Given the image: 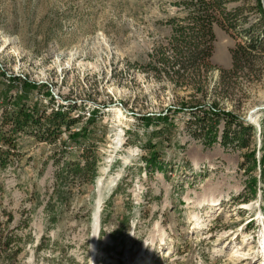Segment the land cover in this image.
Returning <instances> with one entry per match:
<instances>
[{"label":"rangeland","instance_id":"obj_1","mask_svg":"<svg viewBox=\"0 0 264 264\" xmlns=\"http://www.w3.org/2000/svg\"><path fill=\"white\" fill-rule=\"evenodd\" d=\"M186 2L0 0V119L18 103L71 104L82 120L73 127L87 134L74 140L65 131L54 142L17 135L0 171V233L11 239L0 264H264L259 166L209 142L200 120L211 106L236 113L255 127L250 148L260 157L264 50L227 87L220 72L231 68L236 44L264 37V14L256 0H227L233 26L217 15L212 67L198 72L173 63ZM216 128L219 140L223 120ZM82 151L97 156L93 182L58 177Z\"/></svg>","mask_w":264,"mask_h":264},{"label":"trees","instance_id":"obj_2","mask_svg":"<svg viewBox=\"0 0 264 264\" xmlns=\"http://www.w3.org/2000/svg\"><path fill=\"white\" fill-rule=\"evenodd\" d=\"M226 1L227 0H187L185 8L188 14V23L186 25H175L172 34L173 40L176 41V44L178 43L177 46L174 47L176 54L182 55L179 59L176 58L173 61V63L179 64V68L185 69L189 66H197L198 72H205L212 67L209 61L212 53V42L214 40L212 23L221 22L217 15H219L222 20L225 19L229 21L231 12H226L224 6ZM255 7L261 15L264 14L259 0H256ZM240 8L239 6L235 7L236 12H239ZM228 23L233 26V23L230 21ZM246 32H248V30ZM250 37V42L246 45L238 43L231 49L232 66L229 69L222 68L220 72V81L225 87L228 86L230 78L234 76L237 71L247 65H251L254 57L253 51L257 48L264 50V37L261 38L260 35ZM178 72L179 69L176 70V73ZM24 84L25 88H34V85L29 82H25ZM47 95L49 101H52L53 97L49 93ZM46 108L47 109L38 110L36 107L27 108L24 104L18 103L14 105L11 110L3 111L2 118L0 119V171L11 162L10 156L17 149L16 137L18 134L32 133L39 141L54 142L62 132L67 131L70 132L69 135H71L74 140L80 138L85 139L87 136L85 130H83L82 127L78 129L73 127L74 125L82 123V120L80 115L72 114L74 109L71 104L67 107L60 104L55 106L49 105ZM96 116V110L90 111L84 120L85 123L94 121ZM146 120L150 121V119ZM200 120L209 142L216 141L220 143L222 147H233L242 151V155H244L243 158L251 169H254L256 165L259 166V175L264 182V114L262 119L263 124L260 130L262 137L260 157H256L255 151L250 148V136L254 133L255 127L240 118L236 113L224 110L219 111L217 107L211 106L208 107L207 112H204ZM220 120H223V128L220 131V138L217 140L218 130L216 128V123ZM83 151L81 153L83 157L82 161L62 162L58 177L66 179L70 175H87V181L93 182L96 175L95 165L97 156L89 160ZM250 178L251 180L247 187L253 196L255 194L258 178L253 176ZM2 189L0 178V192ZM56 196L59 200H62L61 191L56 190ZM49 197L51 198V196ZM50 198L47 201L48 205L50 204ZM46 212L50 222L57 221V215L54 210H49V208H47ZM10 241L11 239L9 237H3L0 233V249L5 250L9 247ZM18 249H16L14 253L19 251Z\"/></svg>","mask_w":264,"mask_h":264},{"label":"water","instance_id":"obj_3","mask_svg":"<svg viewBox=\"0 0 264 264\" xmlns=\"http://www.w3.org/2000/svg\"><path fill=\"white\" fill-rule=\"evenodd\" d=\"M261 2H262V5H263V9H264V3H263V0H262ZM251 111H253V110H251ZM251 111H250V112H251Z\"/></svg>","mask_w":264,"mask_h":264},{"label":"bare ground","instance_id":"obj_4","mask_svg":"<svg viewBox=\"0 0 264 264\" xmlns=\"http://www.w3.org/2000/svg\"><path fill=\"white\" fill-rule=\"evenodd\" d=\"M97 204V203H96ZM96 206H98V205H96ZM96 212V211H95ZM98 214V213H97ZM95 216V215H94Z\"/></svg>","mask_w":264,"mask_h":264}]
</instances>
